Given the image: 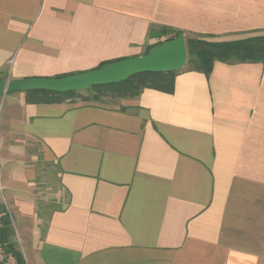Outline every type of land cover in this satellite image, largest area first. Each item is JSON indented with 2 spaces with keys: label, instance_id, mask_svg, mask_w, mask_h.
<instances>
[{
  "label": "crops",
  "instance_id": "0c3cea01",
  "mask_svg": "<svg viewBox=\"0 0 264 264\" xmlns=\"http://www.w3.org/2000/svg\"><path fill=\"white\" fill-rule=\"evenodd\" d=\"M162 29L259 36L264 0H0V78L143 56ZM36 97L0 98L10 172L55 178L26 264H264V62L184 67L172 92L112 105Z\"/></svg>",
  "mask_w": 264,
  "mask_h": 264
},
{
  "label": "trees",
  "instance_id": "16d2710c",
  "mask_svg": "<svg viewBox=\"0 0 264 264\" xmlns=\"http://www.w3.org/2000/svg\"><path fill=\"white\" fill-rule=\"evenodd\" d=\"M158 34L159 38L168 35H170V37L157 42L154 46H151L147 52L163 42L182 35L181 32L172 29H162ZM184 38L187 47L185 68L203 72L205 75L211 72L214 62H264V35L226 42L208 41L202 36H185ZM147 52L145 54H147ZM101 66H99V68ZM178 71L136 74L120 83L91 87L86 91L89 94L88 96H83L80 91H71L67 93H54L48 91L29 92L33 96H38L34 98V103H58L74 100L76 98L84 102L105 103L107 99L113 101L116 99L138 97L144 89H155L170 93L173 89L174 77ZM0 80L2 79L0 78ZM10 238L11 232L9 226H7V228L2 231L1 240L10 242V248L18 264H26L22 253L13 248Z\"/></svg>",
  "mask_w": 264,
  "mask_h": 264
},
{
  "label": "water",
  "instance_id": "95a60500",
  "mask_svg": "<svg viewBox=\"0 0 264 264\" xmlns=\"http://www.w3.org/2000/svg\"><path fill=\"white\" fill-rule=\"evenodd\" d=\"M187 47L183 35L163 42L147 54L106 63L100 68L62 78H26L0 80V98L5 94L25 91L67 93L87 91L91 87L120 83L142 73L178 71L185 67Z\"/></svg>",
  "mask_w": 264,
  "mask_h": 264
},
{
  "label": "rangeland",
  "instance_id": "374dc122",
  "mask_svg": "<svg viewBox=\"0 0 264 264\" xmlns=\"http://www.w3.org/2000/svg\"><path fill=\"white\" fill-rule=\"evenodd\" d=\"M206 40L208 39L206 38ZM80 93L83 96L89 95L86 91H80ZM105 103L112 105L115 104L116 101L107 99ZM4 159L7 160V158L0 157V182L3 186V191L0 193V208L3 211L8 210L10 214L12 218L10 222L11 243L13 248L20 251L24 256L27 252V244L31 238L35 218L36 216H39V218L43 217L46 207L44 198L53 193L55 178L52 176V171H50L47 173V176L45 174L47 181H43L40 170L46 169L49 171L50 169L42 168V166L39 165L33 170L30 169V172L26 170L27 173H25L24 167L19 166L18 174L11 173V168L16 166V164L4 162ZM31 173L35 187H31L27 182V177L31 175Z\"/></svg>",
  "mask_w": 264,
  "mask_h": 264
},
{
  "label": "built area",
  "instance_id": "2783aa9c",
  "mask_svg": "<svg viewBox=\"0 0 264 264\" xmlns=\"http://www.w3.org/2000/svg\"><path fill=\"white\" fill-rule=\"evenodd\" d=\"M3 188L0 185V193ZM1 203V202H0ZM12 218L8 210L3 211L0 208V264H18L13 251L10 248V242L1 240L2 231L9 226Z\"/></svg>",
  "mask_w": 264,
  "mask_h": 264
}]
</instances>
